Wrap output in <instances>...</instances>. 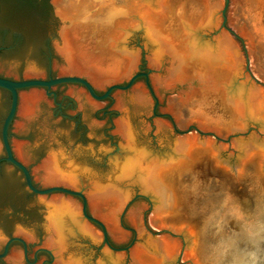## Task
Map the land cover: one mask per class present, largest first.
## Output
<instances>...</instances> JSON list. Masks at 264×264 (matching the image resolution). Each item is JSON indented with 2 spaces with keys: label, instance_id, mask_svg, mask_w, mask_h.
Listing matches in <instances>:
<instances>
[{
  "label": "water",
  "instance_id": "obj_1",
  "mask_svg": "<svg viewBox=\"0 0 264 264\" xmlns=\"http://www.w3.org/2000/svg\"><path fill=\"white\" fill-rule=\"evenodd\" d=\"M51 3L57 77L0 76V152L41 194H13L6 165L0 264H23L22 238L50 264H264V0ZM63 82L74 132L35 88Z\"/></svg>",
  "mask_w": 264,
  "mask_h": 264
},
{
  "label": "flooded vegetation",
  "instance_id": "obj_2",
  "mask_svg": "<svg viewBox=\"0 0 264 264\" xmlns=\"http://www.w3.org/2000/svg\"><path fill=\"white\" fill-rule=\"evenodd\" d=\"M51 23L55 24L56 26L60 24V18L58 16H55L54 6L52 5L51 0H0V66H4V67L11 66L12 68L18 66V68H20L21 70L26 65H30L32 66V69L34 71L38 70L45 72L44 76L23 77L20 74L16 77L6 76L3 74H0V76L14 80H22V79L47 80L49 78L57 77L52 72L51 43L54 33H52V31H48L45 32L43 37L41 38L38 37V33L43 29H45L47 26L51 25ZM145 70H146V66L144 65V62L142 61L141 58L138 63V67L136 68V71L134 73ZM140 79H142L144 82V78L142 76L138 77L135 80V82ZM126 82L127 80H124L121 81L119 84H125ZM65 83L67 82L51 85L50 88L47 90L50 93L49 95L46 94L45 87H35V88H42L46 98L51 100L52 116L54 118H59V123L61 124V126H63V128H65V130H69L71 126L72 132H74L78 130L77 121L79 117V112L74 110L76 106L74 99L68 93H65L64 88H61L62 85H64ZM73 84L83 87L85 91L88 93V95L98 102L107 99V98L96 99L89 94L87 89L82 84L80 83H73ZM29 88H33V87H28L20 90H27ZM3 90L6 91V93H8L9 103H10L9 91L4 88ZM94 92L97 95H100L104 92V90H97L94 88ZM109 106L110 103H106L100 106L99 108H97L94 112V117L97 120H102L106 118L107 121L109 122L111 116L112 115L115 116L117 112L116 110L110 109ZM157 106H156V113L160 114V112L157 111ZM69 111H73V112L70 113ZM151 116L156 117L152 113ZM2 121H1V125H2ZM104 124H106V121L104 122ZM0 131H1V126H0ZM8 134L10 139L9 128H8ZM0 142H1V135H0ZM12 155L15 159H17L14 156L13 151H12ZM4 157H6V152L1 143L0 186H2V184L4 183L3 177L6 172V165H10L12 166V169L9 171V173L11 174L10 176L13 179V181L17 183V189L15 192H13V194L16 195L21 194L24 195L25 198L41 195L37 192H34L27 186L24 174L21 171V169H19L13 163L4 160L3 159ZM17 160L20 161L19 159ZM20 162L23 163L22 161ZM24 166L27 168L31 177V183L35 188L44 189L51 186V185L42 186L38 183H35L32 179L29 166L26 164H24ZM54 185L63 186L62 184H54ZM53 193H60V192L55 191ZM50 194L52 193L46 195H50ZM74 197L77 200H80L79 197L77 196ZM4 234L6 236V240L12 236H15L10 234L9 232H6ZM19 237L22 238L21 236ZM14 243H17L19 245V248L21 249L23 264H35L40 258H41L40 264H50L48 262L50 260V255L41 249L43 247L39 246L31 250L32 246L28 244L23 238L22 241L19 240L11 241L8 244L7 252L8 249ZM3 246L0 252L3 249Z\"/></svg>",
  "mask_w": 264,
  "mask_h": 264
}]
</instances>
